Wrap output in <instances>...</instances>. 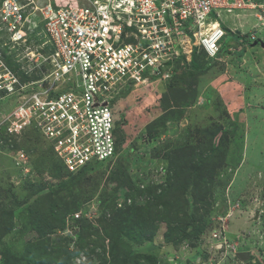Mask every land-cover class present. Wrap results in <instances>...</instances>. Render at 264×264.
<instances>
[{"label":"rangeland","instance_id":"1","mask_svg":"<svg viewBox=\"0 0 264 264\" xmlns=\"http://www.w3.org/2000/svg\"><path fill=\"white\" fill-rule=\"evenodd\" d=\"M5 1L0 66L16 59L34 77L47 23L23 8L32 44H12ZM252 3L222 10V61L202 55L198 70L178 46L180 69L116 98L118 156L84 172H70L43 135L13 130L20 100L0 92V264H264V49L251 50L264 23Z\"/></svg>","mask_w":264,"mask_h":264},{"label":"built area","instance_id":"2","mask_svg":"<svg viewBox=\"0 0 264 264\" xmlns=\"http://www.w3.org/2000/svg\"><path fill=\"white\" fill-rule=\"evenodd\" d=\"M24 1L3 3L8 35L15 44L26 42L23 26L32 13L28 18L21 10L40 11L48 39L35 53L50 69L29 77L33 69L25 65L21 81L1 63L0 92L20 100L10 115L13 130L38 129L73 173L118 156L116 98L158 75L180 44L191 53L192 45L215 53L225 33L214 20L237 8L236 0H84L80 11V0ZM252 2L264 23V0Z\"/></svg>","mask_w":264,"mask_h":264},{"label":"trees","instance_id":"3","mask_svg":"<svg viewBox=\"0 0 264 264\" xmlns=\"http://www.w3.org/2000/svg\"><path fill=\"white\" fill-rule=\"evenodd\" d=\"M19 1V0H18ZM20 2V1H19ZM234 36H237V35H234ZM27 42L25 43V44H32V39L31 38H29V37H27ZM41 43H43V42H45V40L44 41H40ZM39 43V42H38ZM243 43H246V41L244 40V42ZM40 44V43H39ZM224 48V47H223ZM224 50H225V48H224ZM202 55H204V56H206V58H207V55H206V53L204 52V51H202L201 49L199 50V52H194L193 53V56H192V60L190 61V62H192L193 61V67L195 66V68L196 69H198V70H201L200 68H198V66L196 65L197 63L196 62H194V61H198V59L202 56ZM185 60H180L179 62H177L176 61V63H175V61L174 62H172V63H170L169 64V68H172L173 69V71H177L178 69H180L181 67H179V65H181L183 62H184ZM6 62V64L8 65V67L12 70V71H14L17 75H18V77L20 76L22 79H21V81H23L24 80V78H25V72L23 71V66L21 65V64H19L18 63V60L16 61V59H14V60H7V61H5ZM188 64V63H187ZM192 67V68H193ZM153 77H155V76H153ZM29 130H34L38 135H42L40 132H39V130L38 129H36L35 127H30V128H28V129H26V131L24 132L25 133V135H24V137L26 138V139H28V137H29V135L27 134V132H29ZM229 130H231V129H229ZM118 125H117V134H119L118 133ZM29 133H32L31 131L29 132ZM227 136V134H225L224 135V137H226ZM41 137H43V136H41ZM224 137H222V138H224ZM118 142V153H119V141H117ZM102 163H107V162H95V163H91V164H89V165H87L85 168H83L81 171H79L78 173H80V172H84L85 170H87V169H89V168H92V167H94V166H96V165H100V164H102ZM63 166V165H62ZM65 169V171H66V168H64ZM67 173H69L68 171H66ZM78 173H74V174H78ZM70 174H72V173H70ZM157 227L158 226H154V228L155 229H157ZM155 234V233H154ZM153 238V237H152ZM152 238L151 239H148V240H152ZM166 241L168 242V243H171L172 242V239H171V236L169 235L168 237H167V235H166ZM113 251H112V254H111V257H113V258H120V256L121 255H119L118 253V249H117V244L114 242V245H113ZM94 253V252H93ZM146 258H148L149 260H150V262H153V257H146ZM71 258H69V260H70ZM152 259V260H151ZM141 260H143L142 258L141 259H137L136 261H135V263L134 264H147L146 262H144V263H141Z\"/></svg>","mask_w":264,"mask_h":264},{"label":"clouds","instance_id":"4","mask_svg":"<svg viewBox=\"0 0 264 264\" xmlns=\"http://www.w3.org/2000/svg\"><path fill=\"white\" fill-rule=\"evenodd\" d=\"M18 1V0H17ZM19 2V1H18ZM222 13H223V11L221 12V15H222ZM219 20H220V18H219V16L214 20L215 21V23L216 24H219V26H220V28H221V30H223L224 31V29L222 28V26H223V24L222 23H220L219 22ZM258 22L259 23H263L262 21H260L259 20V18H258ZM225 24V23H224ZM261 26H263V25H261ZM241 27V26H240ZM226 30V29H225ZM229 30V32L231 33V34H233V35H240V36H242V35H245L244 33L242 34L241 33V31H240V29L239 30H231L230 28L228 29ZM250 32L251 31H249L247 34H250ZM224 35L219 39V41H218V44H219V50H217L215 53H213V54H211L210 52H208L205 48H202L201 50L202 51H204V52H206L207 53V60L210 62V63H215V61H222V55H223V53H224V48H226V47H228L227 45H228V43H226L225 42V40H226V38L228 37V31L226 30V31H224ZM256 33V30H255V32H254V34ZM257 34V33H256ZM244 38V37H243ZM256 38H259V36L257 35L256 36ZM256 38H253V40H254V42L256 41V40H259V39H256ZM246 38H244V40H245ZM252 40V41H253ZM259 41H263V40H259ZM264 42V41H263ZM230 45L231 44H233V46H234V42L233 43H229ZM238 44V43H237ZM253 44L254 43H252L251 45L253 46ZM239 46L237 47V49H238V51H240L242 48H241V46H245L246 44H238ZM251 46V47H252ZM257 46H260L261 48H263L260 44L259 45H257ZM257 46H253V47H257ZM224 47V48H223ZM232 48V47H231ZM264 49V48H263ZM200 50V49H199ZM236 50V49H235ZM195 52H198V51H195ZM165 69L167 70V72H168V74H169V65L168 66H166L165 67ZM241 252H243V251H241Z\"/></svg>","mask_w":264,"mask_h":264},{"label":"bare ground","instance_id":"5","mask_svg":"<svg viewBox=\"0 0 264 264\" xmlns=\"http://www.w3.org/2000/svg\"><path fill=\"white\" fill-rule=\"evenodd\" d=\"M60 2H63V0H60ZM253 2H255V1H253ZM77 10H80V11H82V10H84V0H80L79 2H78V4H77ZM235 9L236 8H231L230 6L228 7V8H226V10L224 11V12H226V11H228L229 13H232V10L235 12ZM219 22L220 23H222V24H224L221 20H219ZM212 29H216V27H214V28H212ZM197 30H195V31H190V32H188V33H190L191 35H193V33L194 32H196ZM27 38H26V42H27ZM26 42H23L22 44H25ZM12 44H14L13 42H11ZM15 45V44H14ZM178 46H180V48L182 49V50H185L186 51V53L190 56L191 55V58H192V56H193V53L195 52L194 51V48H195V46H193L192 45V53L191 52H189V49L187 48V45L186 44H180V45H178ZM178 46H177V52H178ZM196 49H198V48H196ZM199 49H201V48H199ZM206 53V52H205ZM33 54V53H32ZM30 55L32 58L35 56V55ZM37 56H38V62H39V60L41 59V62H39L40 64H41V66L38 68L39 70H40V72H48V70L50 69V65H48V64H46V63H44V61H43V58L41 57V56H39L38 54H36ZM206 55H207V53H206ZM176 56H179V55H174V56H172V57H170V59L168 60V64H170L175 58H176ZM43 65V66H42ZM47 65H48V67H47ZM44 68V69H43ZM148 71H150V72H154L153 71V69H151V67H149L148 68ZM64 76H67V73L66 72H64V74H63ZM156 76V75H155ZM151 78H154L153 76L151 77Z\"/></svg>","mask_w":264,"mask_h":264},{"label":"water","instance_id":"6","mask_svg":"<svg viewBox=\"0 0 264 264\" xmlns=\"http://www.w3.org/2000/svg\"><path fill=\"white\" fill-rule=\"evenodd\" d=\"M261 45L264 48V42L263 41H259L256 40L253 44V46H257V45ZM106 105V104H105ZM258 215H259V211L256 213V217L255 219H258ZM250 253L249 252H239L238 253V257L242 260V261H248L250 259Z\"/></svg>","mask_w":264,"mask_h":264},{"label":"crops","instance_id":"7","mask_svg":"<svg viewBox=\"0 0 264 264\" xmlns=\"http://www.w3.org/2000/svg\"><path fill=\"white\" fill-rule=\"evenodd\" d=\"M227 18H229V16H228ZM223 23H225V22H223ZM255 49H256V50H259V49H257V47H253V46L251 47V50H252V51H254Z\"/></svg>","mask_w":264,"mask_h":264}]
</instances>
